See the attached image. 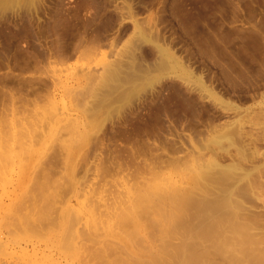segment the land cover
I'll list each match as a JSON object with an SVG mask.
<instances>
[{"label":"rangeland","instance_id":"obj_1","mask_svg":"<svg viewBox=\"0 0 264 264\" xmlns=\"http://www.w3.org/2000/svg\"><path fill=\"white\" fill-rule=\"evenodd\" d=\"M0 178L9 264H264V0H0Z\"/></svg>","mask_w":264,"mask_h":264},{"label":"bare ground","instance_id":"obj_2","mask_svg":"<svg viewBox=\"0 0 264 264\" xmlns=\"http://www.w3.org/2000/svg\"><path fill=\"white\" fill-rule=\"evenodd\" d=\"M45 110H46V109H45ZM50 117H51V116H50ZM52 119H53L54 121H57V119H58V118H57V115H55V114L52 115ZM5 126H6V125H5ZM18 134H19V133H18ZM29 137H30V135H29ZM32 137H34V135H33ZM36 137H37V136H36ZM14 138L17 139L15 136H14ZM34 138H35V137H34ZM34 138H33V140H34ZM27 140L32 141L31 138H28ZM22 143H23V141L20 140V141H19V144H22ZM15 161H16V160H15ZM24 164H25V163H24ZM0 180H1V181H0V187L3 188L4 191L7 190L8 188H11V186L13 187V185H14V183H13V181H12L11 179H9L8 181H4L2 178H0ZM260 181H261V180H260ZM261 182H263V180H262ZM35 183H36V182H35ZM38 184H39V183H38ZM137 190H138V189H137ZM145 190H146V189H145ZM145 190H144V191H145ZM149 190H150V189H149ZM129 193H130V191H129ZM142 193H143V192H142ZM130 194H131V193H130ZM83 195H84V194H83ZM83 195H82V196H83ZM76 197H77V196H76ZM150 197H151V196H150ZM84 198H85V200L87 199L86 197H84ZM84 198L82 197V200H83ZM137 198H138V197H137ZM143 198H145V195L142 196V199H143ZM79 199H81V195L79 196ZM69 200H70V198H69ZM76 200H77V199H76ZM67 201H68V200H67ZM83 201H84V200H83ZM75 202H76V201H75ZM77 202H78V201H77ZM79 202H80V201H79ZM81 202H82V201H81ZM81 202H80V204H81ZM256 202H257V205H256V211H255V213L259 214L260 216H261V215L264 216V199H262L261 197H260V198H257V199H256ZM69 203H70V202H69ZM87 203H88V202H87ZM83 204H84V202H83ZM89 205H90V204H89ZM89 205H88V206H89ZM24 207H25V206H24ZM73 207H74V206H73ZM75 207L77 208L78 206L76 205ZM75 207H74V208H75ZM91 207H92V206H91ZM71 208H72V207H71ZM86 208H87V207H86ZM77 209H78V208H77ZM83 209H84V208H83ZM107 209H108V208H107ZM118 209H119V211H118L117 215H118V214H120V215L123 214V215H125V216H129V217H131V213H132V211L134 210V206H133V208L131 207V208L128 209V210H125L124 208H121V209H120V208H117V210H118ZM131 209H132V210H131ZM72 210H73V209H72ZM130 210H131V211H130ZM76 211H77V210H76ZM76 211H75V212H76ZM78 211H79V212H78ZM78 211H77V213H80V212H81L79 209H78ZM95 211H96V210H95ZM95 211H94V212H95ZM105 211H107V210H105ZM108 211H109V210H108ZM108 211H107V212H108ZM109 212H110V211H109ZM83 214H84V213H83ZM96 214H97V212H96ZM80 215H81V213H80ZM97 215H98V218H99V216H101V215H99V214H97ZM97 215H96V216H97ZM106 215H107V214H106ZM106 215H105V216H106ZM117 215H116V216H117ZM83 216H84V215H83ZM103 216H104V215H103ZM103 216H101V217H103ZM94 217H95V216H94ZM83 218H84V217H83ZM87 218H89V217H87ZM98 218H97V219H98ZM65 219H66V218H65ZM97 219H96V220H97ZM102 219H103V218H102ZM102 219H101V220H102ZM76 220H79V221L81 220V221H83V220L81 219V217H80V218H77ZM86 220H87V219H86ZM89 220H91V219H89ZM92 220H93V219H92ZM66 221H67V220H66ZM66 221H65V222H66ZM81 221H80V222H81ZM87 221H88V220H87ZM87 221H85V222H87ZM85 222H84V223H85ZM88 222H89V221H88ZM90 222H91V221H90ZM84 223H82V224L84 225ZM98 223H100V222H98ZM86 224H88V223H86ZM91 224H93V223L91 222ZM96 224H97V223H96ZM65 225H66V224H65ZM74 225H75V224H74ZM89 225H90V223H89ZM86 226H87V225H86ZM125 226H126V224H125ZM66 227H67V229L69 228L68 225H66ZM87 227H88V226H87ZM87 227H86V228H87ZM90 227H93V226L90 225ZM97 227H98V229H101V228L103 229V227L101 226V228H100V225H98V224H97ZM130 227H131V226H130ZM88 228H89V227H88ZM88 228H87V230H88ZM90 229H91V228H90ZM253 229H254V231L252 232V235L255 236V237H258V238H257V239H258V246L261 247V249H262V251H263V254H264V232L261 233V232L259 231L260 228H259V229H257V228H253ZM253 229H251V230H253ZM92 230H93V229H92ZM263 230H264V228H263ZM98 231H100V230H98ZM101 231H102V230H101ZM88 232H91V231H88ZM67 233H68V231H67ZM75 233H76V232H75ZM91 233H92V232H91ZM77 234H78V233H77ZM41 237H42V236H41ZM82 237H83V236H82ZM65 238H66V237H65ZM87 240H88V239H87ZM87 240H86V241H87ZM83 241H84V240H83ZM103 241H104V240H103ZM19 244H20V243H19ZM27 246H28V244L26 243V245H25V249H26V250H27ZM37 246H38V245H36V244H32V245H31V251H32V254H33L35 257H37L38 252L41 251L40 248H39L40 250L38 249L39 246H38V247H37ZM18 247H19L21 250L24 249V247L22 246V244L19 245ZM92 247H93V246H92ZM15 248H16V247H15ZM110 248H111V247H110ZM87 250H88V249H87ZM94 250H95V249H94ZM43 252H44V251H43ZM43 252H42V253H43ZM40 254H41V253H40ZM96 255H97V254H96ZM42 256H43V255H42ZM93 256H94V255H93ZM35 257H34V258H35ZM95 257H96V256H95ZM91 258H92V257H91ZM67 259H68V258H67ZM4 260H5V259H4ZM4 260L0 259V264H9L8 262H5V261H7V260H5V261H4ZM35 261H36V260H35ZM40 263H41V262H40ZM40 263H39V264H40ZM11 264H12V263H11ZM32 264H35V262L32 261ZM41 264H43V263H41ZM55 264H57V263L55 262Z\"/></svg>","mask_w":264,"mask_h":264}]
</instances>
